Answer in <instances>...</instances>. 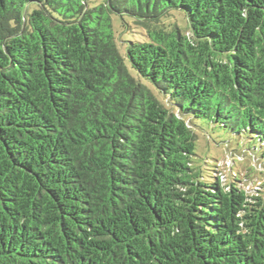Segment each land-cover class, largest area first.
<instances>
[{
	"label": "trees",
	"instance_id": "16d2710c",
	"mask_svg": "<svg viewBox=\"0 0 264 264\" xmlns=\"http://www.w3.org/2000/svg\"><path fill=\"white\" fill-rule=\"evenodd\" d=\"M200 123L264 169V0H0V264H264Z\"/></svg>",
	"mask_w": 264,
	"mask_h": 264
},
{
	"label": "rangeland",
	"instance_id": "374dc122",
	"mask_svg": "<svg viewBox=\"0 0 264 264\" xmlns=\"http://www.w3.org/2000/svg\"><path fill=\"white\" fill-rule=\"evenodd\" d=\"M133 32L132 34L136 38V31ZM195 133L197 134L195 147L197 160L205 169L206 174H209L210 166L217 164L220 169L224 170L227 178L236 176L249 188L259 187L260 190H264V169L259 168L247 157L239 159L224 155L222 142L230 141L231 147L235 145L228 132L200 123L199 128L195 129ZM207 137L211 139L208 140Z\"/></svg>",
	"mask_w": 264,
	"mask_h": 264
}]
</instances>
